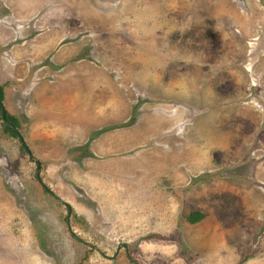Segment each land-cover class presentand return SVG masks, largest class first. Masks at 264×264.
<instances>
[{"label":"rangeland","instance_id":"obj_1","mask_svg":"<svg viewBox=\"0 0 264 264\" xmlns=\"http://www.w3.org/2000/svg\"><path fill=\"white\" fill-rule=\"evenodd\" d=\"M1 89L0 264H264V0H0Z\"/></svg>","mask_w":264,"mask_h":264},{"label":"trees","instance_id":"obj_2","mask_svg":"<svg viewBox=\"0 0 264 264\" xmlns=\"http://www.w3.org/2000/svg\"><path fill=\"white\" fill-rule=\"evenodd\" d=\"M0 100H3V92L2 89L0 90ZM0 122L3 126L4 130L7 133H10L13 137H17L13 128L17 129L19 127L18 119L14 116L9 115L7 112L5 113V120H3L1 115V108H0ZM13 127V128H12ZM204 214L198 211H191L186 217L185 220L189 224H196L203 220Z\"/></svg>","mask_w":264,"mask_h":264},{"label":"water","instance_id":"obj_3","mask_svg":"<svg viewBox=\"0 0 264 264\" xmlns=\"http://www.w3.org/2000/svg\"><path fill=\"white\" fill-rule=\"evenodd\" d=\"M0 108H1V115H2V118H3V120H5V113H6V110H5V108H4V106H3V104H2L1 101H0ZM12 128H13V127H12ZM13 131L15 132L16 136H17V137L19 138V140L21 141L22 146H24L25 149L27 150L26 145L24 144L23 140L21 139V136H20L19 132L17 131V129L13 128ZM27 152H28V150H27ZM37 179H38L39 182H41L40 177H39V163H37ZM48 192L51 193L50 191H48ZM54 197H55L57 200L61 201L58 197H56V196H54Z\"/></svg>","mask_w":264,"mask_h":264}]
</instances>
